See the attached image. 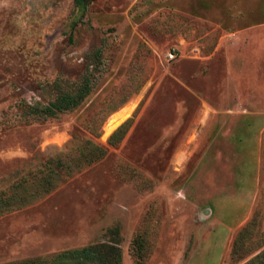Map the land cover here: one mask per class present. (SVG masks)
<instances>
[{"label":"rangeland","instance_id":"374dc122","mask_svg":"<svg viewBox=\"0 0 264 264\" xmlns=\"http://www.w3.org/2000/svg\"><path fill=\"white\" fill-rule=\"evenodd\" d=\"M76 1L0 0V264L264 253V0ZM85 82L75 109L27 113Z\"/></svg>","mask_w":264,"mask_h":264},{"label":"trees","instance_id":"16d2710c","mask_svg":"<svg viewBox=\"0 0 264 264\" xmlns=\"http://www.w3.org/2000/svg\"><path fill=\"white\" fill-rule=\"evenodd\" d=\"M77 0L76 2H80ZM91 86L85 82L74 93L59 94L58 97L46 106L32 105L27 108V113L40 118L53 117L59 112L69 111L78 107L90 92ZM128 121L119 126L108 138L109 145H115L124 133ZM95 159L101 158L105 150L97 145L88 144ZM94 158L90 159L92 162ZM254 222L248 223L236 236L232 256H236L239 249L249 240L254 227ZM264 253L254 255L245 264H262ZM31 264V263H26ZM33 264V263H32ZM47 264H121V254L118 242L97 243L86 247L67 250L55 255Z\"/></svg>","mask_w":264,"mask_h":264},{"label":"built area","instance_id":"2783aa9c","mask_svg":"<svg viewBox=\"0 0 264 264\" xmlns=\"http://www.w3.org/2000/svg\"><path fill=\"white\" fill-rule=\"evenodd\" d=\"M174 57H175V54H172V53L168 54V59L169 60L173 59Z\"/></svg>","mask_w":264,"mask_h":264}]
</instances>
